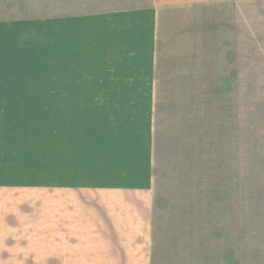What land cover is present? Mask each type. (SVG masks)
Segmentation results:
<instances>
[{"label": "rangeland", "instance_id": "obj_1", "mask_svg": "<svg viewBox=\"0 0 264 264\" xmlns=\"http://www.w3.org/2000/svg\"><path fill=\"white\" fill-rule=\"evenodd\" d=\"M148 5L158 10L152 150L151 103L53 102L51 92L54 22ZM0 66L42 84L20 94L19 111H0V161L19 159L45 187L61 160L138 159L146 173L152 158L158 198L181 222L171 264H264V0H0Z\"/></svg>", "mask_w": 264, "mask_h": 264}, {"label": "crops", "instance_id": "obj_2", "mask_svg": "<svg viewBox=\"0 0 264 264\" xmlns=\"http://www.w3.org/2000/svg\"><path fill=\"white\" fill-rule=\"evenodd\" d=\"M52 25L58 47L62 35L57 62L52 59L53 102L151 103L152 150L158 10L148 5ZM19 30L9 32V39L17 40ZM17 70L0 66V104H13L0 111H19L15 105L26 102L20 96L27 86H42L26 83L23 74L13 73ZM97 115L101 130L107 113ZM19 161H0V264L172 263L169 247L181 222L170 219L173 209L158 198L152 158L146 173H139L138 159L61 160L64 173H52L45 187L43 176L25 174ZM43 188H50V226L43 224Z\"/></svg>", "mask_w": 264, "mask_h": 264}]
</instances>
